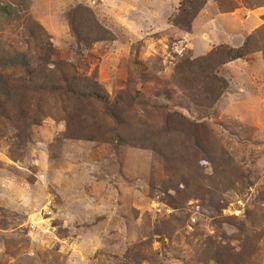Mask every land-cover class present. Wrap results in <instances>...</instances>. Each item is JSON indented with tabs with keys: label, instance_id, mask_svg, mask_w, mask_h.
Listing matches in <instances>:
<instances>
[{
	"label": "rangeland",
	"instance_id": "obj_1",
	"mask_svg": "<svg viewBox=\"0 0 264 264\" xmlns=\"http://www.w3.org/2000/svg\"><path fill=\"white\" fill-rule=\"evenodd\" d=\"M179 2L0 0V264H264V0Z\"/></svg>",
	"mask_w": 264,
	"mask_h": 264
},
{
	"label": "trees",
	"instance_id": "obj_2",
	"mask_svg": "<svg viewBox=\"0 0 264 264\" xmlns=\"http://www.w3.org/2000/svg\"><path fill=\"white\" fill-rule=\"evenodd\" d=\"M205 1L207 0H201V3L199 0H180L178 16L182 18V21H176L175 25L184 30L188 29L189 20L196 15L198 10L200 9V6H202ZM248 43L249 41H245L242 46L237 49H230L224 46H220L214 49L206 57L196 60V64L203 69L201 70V75L204 76V79L202 81L205 82V80H207L209 81L208 83H210L209 86L205 87L207 92V97H205V99L209 100L208 106H210V103L216 101V98L223 94L227 88L226 85L217 78L216 73H214L215 70L218 67L224 66L231 61L240 59L249 54L251 52V49L248 46ZM187 64L190 63L187 62ZM72 81H75V79L63 80L64 83L62 85L52 84L48 90L50 93L71 96L79 95L85 97L86 99L102 100V97L96 91H92L87 87H85V89L83 90L80 85L73 83ZM216 91L217 94H219L217 95L218 97H212V95L214 96V94H216Z\"/></svg>",
	"mask_w": 264,
	"mask_h": 264
}]
</instances>
